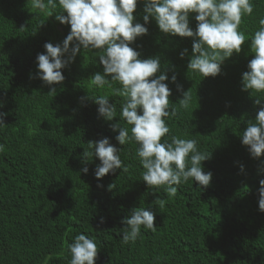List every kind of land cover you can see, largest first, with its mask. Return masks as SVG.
Masks as SVG:
<instances>
[{"label": "trees", "instance_id": "16d2710c", "mask_svg": "<svg viewBox=\"0 0 264 264\" xmlns=\"http://www.w3.org/2000/svg\"><path fill=\"white\" fill-rule=\"evenodd\" d=\"M54 2L57 8L47 17L50 9H33L31 0H0V111L6 114L0 125V264H70L68 245L77 234L97 243L95 264H264V212L258 210L264 155L252 158L241 144L242 132L261 106L255 98L264 104V92L241 90L264 0H250L253 13L240 26L249 40L239 54L223 61L215 77L188 70L193 38L161 33L152 17L144 25L147 35L130 45L141 59L158 57L160 73L168 77L164 82L172 94L164 119L170 132L162 142L172 136L193 139L198 152L210 155L201 162L212 173L210 184L204 188L190 178L173 185V197L164 187L147 188L143 182L139 145L131 139L120 145L115 139L119 131L111 124L128 129L129 136L131 125L120 118L125 99L113 94L121 85L91 84L94 73H103L98 50L81 46L61 70L65 79L60 84L38 78L36 56L45 53L43 45L62 44L70 31L55 19L62 10ZM143 8L139 2L134 23L144 24ZM194 17L189 15L193 31ZM184 49L188 51L180 58ZM183 91L191 95L187 109L179 105ZM99 96L113 104V120L99 116L92 100ZM101 138L120 150L127 171L117 169L98 180L99 159L93 155L82 162V153L88 141ZM85 166L87 174L80 171ZM136 207L154 213L155 231L141 226L136 240L125 244L121 221Z\"/></svg>", "mask_w": 264, "mask_h": 264}, {"label": "clouds", "instance_id": "9594fccd", "mask_svg": "<svg viewBox=\"0 0 264 264\" xmlns=\"http://www.w3.org/2000/svg\"><path fill=\"white\" fill-rule=\"evenodd\" d=\"M139 2H143L144 24L134 23V12ZM62 12L55 15L61 24L70 26L68 35L61 43L46 42L45 53L36 56L38 78L47 85L60 84L65 77L62 69L69 65L76 54L84 49L98 50L103 73L96 72L91 76V84L100 88L111 87L110 81L118 82L121 87L113 89V94L123 97L120 118L131 125L129 130L117 123L110 125L113 131H119L115 137L120 145L126 140H134L139 147L136 154L144 169L142 180L147 188L164 187L167 195L173 197L182 181L190 178L199 186L206 188L212 178L211 171L205 172L202 161L210 158L197 151V142L193 139L171 137V141H163L170 128L165 119L169 116L171 89L164 82L168 77L160 73V59L140 58V53L130 45L148 29L144 26L152 17L161 33L180 38H193L191 58L187 69L198 71L204 78L215 77L221 71V64L234 53L239 54L249 38L240 31L244 16H251L254 5L250 0H58ZM31 8L47 12V17L53 15L57 8L54 0H31ZM66 13V15H65ZM195 14V31L189 26V15ZM259 28L251 36L250 52L253 58L247 64L248 70L242 73V91L264 92V17L260 18ZM24 26L22 25L21 28ZM75 40L76 43L69 45ZM180 52V58L187 53ZM65 53H70L67 59H62ZM157 73H160L157 75ZM106 77H110L106 79ZM171 80L175 82L176 76ZM177 90L181 86L177 85ZM50 88V93H55ZM179 100L181 108L187 109L191 101L188 91L182 92ZM82 100L84 97L81 98ZM98 105L99 116L108 121L116 117L115 108L106 96L92 99ZM254 104L261 105L256 112L254 122H249L241 135V144L247 146L252 158L264 155V104L255 98ZM2 106V101H0ZM176 109L171 108L175 116ZM6 114L0 111V125L4 123ZM89 152L84 149L82 162L90 161L93 155L99 159L94 175L99 180L106 174L117 169L127 171L122 166L119 149L109 143L108 138L88 141ZM264 163V162H262ZM243 172V165H240ZM81 172L87 174L88 168L82 167ZM258 171H264L259 168ZM258 210L264 212V179L259 180ZM101 187V185H97ZM108 185V190L113 189ZM155 195V194H154ZM162 204V201L160 202ZM155 215L144 208H133L128 217L121 223L126 225L122 234V242L127 244L135 241L140 235V228L155 231ZM103 223V217L100 219ZM71 254L70 264H95L100 248L94 239L85 234L75 235L68 245Z\"/></svg>", "mask_w": 264, "mask_h": 264}]
</instances>
